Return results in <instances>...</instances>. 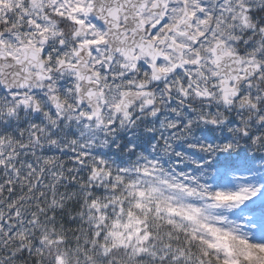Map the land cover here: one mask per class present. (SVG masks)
<instances>
[{
  "label": "snow or ice",
  "instance_id": "1",
  "mask_svg": "<svg viewBox=\"0 0 264 264\" xmlns=\"http://www.w3.org/2000/svg\"><path fill=\"white\" fill-rule=\"evenodd\" d=\"M0 264H264V0H0Z\"/></svg>",
  "mask_w": 264,
  "mask_h": 264
}]
</instances>
